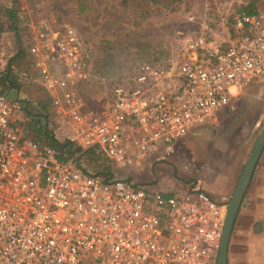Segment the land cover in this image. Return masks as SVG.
Masks as SVG:
<instances>
[{"label":"built area","instance_id":"1","mask_svg":"<svg viewBox=\"0 0 264 264\" xmlns=\"http://www.w3.org/2000/svg\"><path fill=\"white\" fill-rule=\"evenodd\" d=\"M27 34L54 116L114 170L160 160L264 77V12H239L227 40L187 35L171 58L141 64L104 106L85 111L74 92L89 77L79 34L45 18ZM8 61L0 49V79ZM16 92L0 90V264H216L225 204L198 187L154 190L104 179L76 157L60 161L23 136Z\"/></svg>","mask_w":264,"mask_h":264},{"label":"rangeland","instance_id":"2","mask_svg":"<svg viewBox=\"0 0 264 264\" xmlns=\"http://www.w3.org/2000/svg\"><path fill=\"white\" fill-rule=\"evenodd\" d=\"M251 3L264 12V0H0V49L9 60L28 48V26L42 18L75 30L84 41L89 77L74 92L83 110L97 111L110 98L112 88L130 79L141 64L165 62L187 35L229 33L234 17ZM12 6L17 12L19 42L4 11ZM13 66L30 78L16 92L24 106L23 136L35 137L31 122L49 130L58 127L60 121L46 93L35 83L37 74L29 55L18 58ZM217 116L215 125L194 130L160 160L140 169L114 170L113 177H127L136 185L161 191L198 187L212 200L223 193L230 199L264 125V77L253 81ZM104 163L80 159V166L94 173ZM263 177L264 150L243 197L246 204Z\"/></svg>","mask_w":264,"mask_h":264},{"label":"crops","instance_id":"3","mask_svg":"<svg viewBox=\"0 0 264 264\" xmlns=\"http://www.w3.org/2000/svg\"><path fill=\"white\" fill-rule=\"evenodd\" d=\"M210 35L216 41L222 42L228 39L229 33L227 31L222 34L212 32ZM253 177L254 173L251 181ZM228 199L226 193H223L214 201L226 205ZM245 200L246 197L241 202L233 225L227 264H264V180L253 188L247 204ZM250 224H252V230Z\"/></svg>","mask_w":264,"mask_h":264},{"label":"trees","instance_id":"4","mask_svg":"<svg viewBox=\"0 0 264 264\" xmlns=\"http://www.w3.org/2000/svg\"><path fill=\"white\" fill-rule=\"evenodd\" d=\"M14 4V2H12ZM5 11V15L8 18L10 25L9 29L14 31L18 42L20 41V31L17 28V12L15 6L8 8ZM240 12H245L247 14H254L259 11L255 10L254 4H249L248 8L242 9ZM263 12V11H262ZM83 40V39H82ZM84 44V41H83ZM25 54H28V48H21L15 56L8 61V70L6 74L0 79V90L3 93H9L10 91H18L22 85L21 79L19 78V73L14 70V62L19 58H23ZM47 96V94H46ZM50 103V99L47 96ZM32 125V126H31ZM34 123H30L33 134L35 135L33 140L38 142L41 146H46L58 152V159L60 161H66L70 157H76L77 161L81 158H88L89 160L102 159L104 160V166L102 169L96 173L97 175L103 177L104 179H109L113 177L114 168L111 164L105 160L102 156L96 153V149H89L81 151L74 143L71 141V134L68 128L61 124L53 130L47 129L44 125L41 127L34 126Z\"/></svg>","mask_w":264,"mask_h":264},{"label":"water","instance_id":"5","mask_svg":"<svg viewBox=\"0 0 264 264\" xmlns=\"http://www.w3.org/2000/svg\"><path fill=\"white\" fill-rule=\"evenodd\" d=\"M264 150V125L261 128L253 148L244 164L236 186L226 204L225 216L222 227L220 246L216 264H227L228 244L232 233L236 215L240 208L244 194L249 186L252 175Z\"/></svg>","mask_w":264,"mask_h":264},{"label":"flooded vegetation","instance_id":"6","mask_svg":"<svg viewBox=\"0 0 264 264\" xmlns=\"http://www.w3.org/2000/svg\"><path fill=\"white\" fill-rule=\"evenodd\" d=\"M257 166V165H256ZM256 169V168H255ZM255 171V170H254ZM253 176V175H252Z\"/></svg>","mask_w":264,"mask_h":264}]
</instances>
